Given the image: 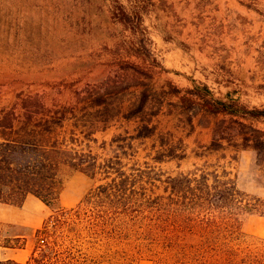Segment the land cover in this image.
<instances>
[{
  "label": "rangeland",
  "instance_id": "1",
  "mask_svg": "<svg viewBox=\"0 0 264 264\" xmlns=\"http://www.w3.org/2000/svg\"><path fill=\"white\" fill-rule=\"evenodd\" d=\"M133 63L152 77L143 86L129 80L133 84L120 98L126 105L147 86L151 93L170 91L167 83L192 98L181 104L173 93L162 101L153 96L149 109L158 131L173 135L172 143L187 147V155L155 161L147 156L156 143L151 138L135 142L138 160L173 175L226 169L253 204L264 200V161L253 148L237 150L228 140L210 152L216 132L234 137L238 124L222 114L228 112L215 114L205 106L214 97L235 113L264 108V0H0V113H104L87 91ZM133 75L129 71L128 79ZM107 97L116 114L119 98ZM244 120L264 130V117ZM137 126L114 121L98 130L92 145L109 154L103 142ZM92 183L85 173L68 172L52 204L33 194L20 205L0 202L1 259L21 250L20 259H28L9 264H28L39 245L38 228L52 213L76 207ZM236 217L238 222L219 214L211 228L220 234L194 254L150 248L132 264H264V212Z\"/></svg>",
  "mask_w": 264,
  "mask_h": 264
},
{
  "label": "trees",
  "instance_id": "2",
  "mask_svg": "<svg viewBox=\"0 0 264 264\" xmlns=\"http://www.w3.org/2000/svg\"><path fill=\"white\" fill-rule=\"evenodd\" d=\"M129 71L151 76L144 67L132 64L87 91L86 98L103 105L104 113H0V202L20 205L33 194L52 204L68 172L79 171L93 180L76 207L52 213L38 228L39 245L28 264H132L136 254L150 248L194 254L196 247L210 246L219 233L211 228L219 214H226L228 220L235 215L232 219L238 222L239 213L264 212V200L253 204L226 169L221 173L215 166L201 173L173 175L138 160V141L153 138L156 143L147 156L159 162L185 157L187 147H177L173 135L158 131L155 114H149L156 96L149 86L129 105L120 100L132 85ZM108 95L119 98L116 114L111 113ZM181 99L192 100L187 95ZM205 106L215 114L228 112L222 114L231 115V121L238 124L234 137L216 132L208 146L210 152L225 148L228 140L235 142L237 150L253 148L258 160L264 161V130L244 120L264 117V108L243 107V113H235L214 97ZM114 121L122 125L135 121L138 126L119 133L111 142L104 141L102 146L109 154L95 150L96 133ZM189 121L193 122V115ZM43 245L46 248H40ZM13 261L0 257V264Z\"/></svg>",
  "mask_w": 264,
  "mask_h": 264
},
{
  "label": "crops",
  "instance_id": "3",
  "mask_svg": "<svg viewBox=\"0 0 264 264\" xmlns=\"http://www.w3.org/2000/svg\"><path fill=\"white\" fill-rule=\"evenodd\" d=\"M143 51H141V53H142ZM130 65V64H129ZM132 65V64H131ZM133 65H140V66H142L143 67V65L142 64H138V63H133ZM145 68V67H144ZM146 69V68H145ZM147 70V69H146ZM151 76L150 77H152V72H151V74H150ZM136 77H138V79L137 80H134V78H136ZM150 77H148V76H143V75H133V77L131 78V79H128V80H133L132 82L133 83H135V85H137L136 83H140V86H143V80L144 79H146V78H150ZM132 83V84H133ZM168 85H169V87H170V91H167V90H163L161 93H159V92H155V93H153L154 95L156 94V97L158 98V100H161L162 98H166L168 95H170V93H171V95H173V94H175L176 96H178V98H179V101L181 102V104H183L184 102L182 101V99H181V97L183 96V95H186V94H183V95H181L180 96V91L176 88V86H174V85H172L171 83H167ZM139 85V84H138ZM144 88H146V87H144ZM143 88V89H144ZM142 89V90H143ZM142 90H140V92L139 93H137L136 95H139L140 93H141V91ZM189 91V90H188ZM173 93V94H172ZM165 94V95H164ZM162 101V100H161ZM157 113V112H156ZM25 250V249H24ZM23 251H21V250H11V251H8L7 252V256H6V258L7 259H15V260H19L20 262H24V261H26L27 259H28V257L26 256V257H24V258H22V259H20V256H22V253Z\"/></svg>",
  "mask_w": 264,
  "mask_h": 264
}]
</instances>
